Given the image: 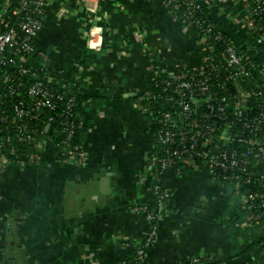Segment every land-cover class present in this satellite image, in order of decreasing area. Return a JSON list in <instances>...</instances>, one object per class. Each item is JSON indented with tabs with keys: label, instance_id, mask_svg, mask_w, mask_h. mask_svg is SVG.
I'll list each match as a JSON object with an SVG mask.
<instances>
[{
	"label": "crops",
	"instance_id": "crops-1",
	"mask_svg": "<svg viewBox=\"0 0 264 264\" xmlns=\"http://www.w3.org/2000/svg\"><path fill=\"white\" fill-rule=\"evenodd\" d=\"M88 4L97 5L95 14L86 0L47 5L35 38L48 81L75 86L86 96L80 111L84 159L64 162L59 146L50 142L39 162L4 169L0 264H123L133 250L123 241L138 245L151 231L147 212L157 200L152 161L157 144L140 97L154 68L176 73L198 67L203 47L164 0ZM207 9L243 51L264 61L243 23L244 3L210 0ZM92 22L103 27L99 49L87 45ZM164 176V213L137 264H175L188 257L217 264L238 253L243 238L234 224L245 226L237 223L245 209L241 196L213 181L206 168H169ZM258 233L264 234V225ZM253 257L246 251L223 264Z\"/></svg>",
	"mask_w": 264,
	"mask_h": 264
},
{
	"label": "built area",
	"instance_id": "built-area-1",
	"mask_svg": "<svg viewBox=\"0 0 264 264\" xmlns=\"http://www.w3.org/2000/svg\"><path fill=\"white\" fill-rule=\"evenodd\" d=\"M58 1L17 0L13 9V0L0 2V174L11 164L39 162L41 150L50 142L59 146L64 162L76 159L74 150H81V145L66 147L79 128L67 115L70 105L61 107L57 117L51 114L64 94L53 88L47 71L41 73L31 61L39 52L35 38L44 27L46 6ZM238 1L245 5L243 23L259 51L264 45V0ZM88 2L87 10L95 14L97 5ZM164 2L188 27L193 24L192 8L210 4V0ZM182 5L186 10L181 13ZM197 29L202 65L176 73L154 68L150 87L140 97L148 119L157 126L154 177L160 179L169 168H206L213 181L229 184L241 196L248 211L243 225L254 226L264 222V61L243 51L230 35L222 53H213L227 33L222 26L211 21L204 25L199 19ZM102 37L103 27L92 22L88 47L99 49ZM57 134L65 137L56 142ZM83 159L81 151L78 160ZM153 190L161 209L167 190L159 184ZM157 216L154 208L147 212L151 231L144 244L123 241L137 251L138 259L152 242Z\"/></svg>",
	"mask_w": 264,
	"mask_h": 264
},
{
	"label": "trees",
	"instance_id": "trees-1",
	"mask_svg": "<svg viewBox=\"0 0 264 264\" xmlns=\"http://www.w3.org/2000/svg\"><path fill=\"white\" fill-rule=\"evenodd\" d=\"M2 1L3 0H0V2H2ZM16 2H17V0H13V4L11 6V9L14 8ZM207 7H208L207 5H204V6H199V8H192L193 9V17L191 19L193 20V24H190L189 27L195 33H197V31H198V29H197V20L198 19L202 20L204 22V25L211 21L213 24H215L219 28L221 27V24L219 23V21H217L211 17ZM185 10H186V7L184 5L180 6V12L181 13L184 12ZM224 35H225V40L223 39V40L216 43L215 49L213 50V53L221 54L222 51L224 50V48L226 46V38H228V34L227 35L224 34ZM252 56L254 57V55H252ZM31 61H32L33 65H35V67L41 73H43V72L47 71V69H49V68H46V66L42 63V57L40 56L39 52H36V53L31 55ZM51 85L53 86L54 89L61 90L62 93L64 94V99L58 101V103H59L58 105H60V107L58 106L56 109H53L51 111V114H53L57 117V115L61 111V107L64 108L67 105H70V108L67 112V115L69 116V119H73L75 121V125H77V126L79 125V128L77 129L76 134L73 135V137L68 142L69 145L67 144L68 146H66L67 148H74L75 145H81V150L80 149L74 150V152L76 153V159H74V161H77V159L79 158L80 152L82 151V143H83V130H82V126H81L82 124H81L80 111L83 107L82 104H83L84 100L86 99V96L83 95L82 93H80L79 91H77V88L75 86H72V85L62 86V85H56L54 83H51ZM54 125L58 126L57 121H54ZM150 127H151V131L153 132V134L156 138L157 126H155L154 122H151ZM64 137H65L64 134H57L55 136V140L57 142V140H61ZM156 184H159L161 186V188L164 189L165 188V176L163 175L160 179L154 178L153 186ZM164 206H163V208H164ZM152 208H154V212H156L158 214L157 219L154 221V223H157L160 216L164 213V210H163V208L160 209L158 207L157 202L154 204V206ZM247 215H248V211L246 209H244V213L241 216L240 221L238 220L237 223H242L246 219ZM235 217H236V214L233 211L231 213V220L233 222H235V219H236ZM263 225H264V222H261L259 224L257 223L254 226H247L246 225L243 227H240V226L234 224L235 229H236L235 232L239 233V235L242 236L243 243H241V245H240L241 247H240L238 253H235V254L227 257L223 262L218 261L217 264H223L226 262V260H230L231 258L238 257L239 254L241 255V254L245 253L246 251L252 252L254 257H253V259H251L247 262L241 263V264H264V234L258 233L260 226H263ZM144 243H145V241L142 242L141 244H144ZM150 246H151V244L147 247V249ZM258 246H261V248L256 250V248ZM194 258L195 257H188V258L182 259L181 261L176 262L175 264H202V261H205V260L208 261L205 264H213V261H210L207 257H200V260L196 261V262L194 261ZM141 260L142 259L137 258V251L134 249V250H132V255L129 256L124 261L123 264H137Z\"/></svg>",
	"mask_w": 264,
	"mask_h": 264
},
{
	"label": "water",
	"instance_id": "water-1",
	"mask_svg": "<svg viewBox=\"0 0 264 264\" xmlns=\"http://www.w3.org/2000/svg\"><path fill=\"white\" fill-rule=\"evenodd\" d=\"M260 50L264 52V45L262 47H260ZM260 248H261V246L257 247L256 250L260 249Z\"/></svg>",
	"mask_w": 264,
	"mask_h": 264
},
{
	"label": "rangeland",
	"instance_id": "rangeland-1",
	"mask_svg": "<svg viewBox=\"0 0 264 264\" xmlns=\"http://www.w3.org/2000/svg\"><path fill=\"white\" fill-rule=\"evenodd\" d=\"M142 108V105L140 106ZM144 109V108H143ZM144 111V110H143ZM149 122L151 123V121L149 120Z\"/></svg>",
	"mask_w": 264,
	"mask_h": 264
}]
</instances>
